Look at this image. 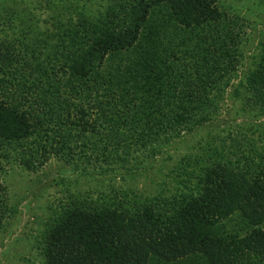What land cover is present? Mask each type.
Segmentation results:
<instances>
[{
  "label": "trees",
  "instance_id": "1",
  "mask_svg": "<svg viewBox=\"0 0 264 264\" xmlns=\"http://www.w3.org/2000/svg\"><path fill=\"white\" fill-rule=\"evenodd\" d=\"M0 1L7 17L25 4L32 19L0 37V153L24 169L31 152L40 163L78 143L80 159L99 167L130 149L142 166L215 119L237 67L239 33L215 0H113L93 17L83 5L66 27L34 33L36 45L27 41L34 8ZM244 78L246 107L264 114V48ZM247 123L179 158L175 194L63 201L44 228L46 264H264V122ZM28 137L41 145L19 152ZM9 199L0 179V231ZM230 221L253 228L240 234Z\"/></svg>",
  "mask_w": 264,
  "mask_h": 264
},
{
  "label": "rangeland",
  "instance_id": "2",
  "mask_svg": "<svg viewBox=\"0 0 264 264\" xmlns=\"http://www.w3.org/2000/svg\"><path fill=\"white\" fill-rule=\"evenodd\" d=\"M26 1L34 8L36 18L39 20L38 26L27 33L28 43L32 42L36 45L39 43L36 38L39 33H51L55 30V24L66 27L68 19L76 17V8L83 5L88 7L87 11L93 17L96 10L105 8L101 7L102 4H109L113 0ZM14 5L8 17L5 15L6 11H0V37L11 33V24L32 25L26 5L18 6L17 10L13 9ZM215 6L224 18V24L231 21L239 33L237 67L229 84L222 91L223 96L218 103L215 119L202 124L190 133H183L165 147L161 154L144 160L145 164L142 166L139 164L140 153L133 156L130 149L120 153V157H115L112 164L101 163L103 165L99 164V167L98 163L80 159L85 147H81L80 143L77 147L73 145L69 155L64 152H54L46 158H40V163H36L35 157L39 152H31L29 169L22 168L23 161H19L13 153L6 155L2 154V151L0 179L9 193L10 211L0 231V264H46L41 248L45 245L43 239L46 222L49 217L55 215L63 201H71V196L75 197L73 198L75 200H86L85 203L92 206L95 202L100 205L105 202L118 205L122 201L125 204L130 200L140 203L146 196L153 197L155 193L165 196L175 194V173L171 171L174 163L184 155L197 153L200 141L207 138H221L227 132H233L237 125H245L247 122H253V119L256 122H264V114L257 108L246 107L245 104L249 100H246L247 97L241 87L247 82L244 78L245 72L254 64L257 55L264 48L262 46L264 0H215ZM0 7L3 8L1 1ZM197 30L200 33V29ZM34 33L38 34L34 36ZM116 61L118 59L115 58L111 65ZM104 68L107 69L105 62L95 69L103 74L105 72L102 70H106ZM105 76L106 81L114 79L110 75L105 74ZM96 128L99 129V125ZM38 144L30 137L23 143H16L19 152L27 150L30 146L34 150L36 146L41 145ZM80 161H85L86 164H81ZM33 164H36L34 168ZM84 167H87L91 174L84 171L81 174L80 171ZM225 224H228L229 230L235 228L240 234L253 228V226L244 227L242 223L236 226L235 221Z\"/></svg>",
  "mask_w": 264,
  "mask_h": 264
}]
</instances>
